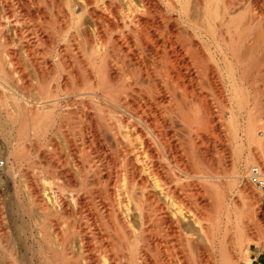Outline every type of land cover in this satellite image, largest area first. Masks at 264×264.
<instances>
[{"label":"bare ground","instance_id":"obj_1","mask_svg":"<svg viewBox=\"0 0 264 264\" xmlns=\"http://www.w3.org/2000/svg\"><path fill=\"white\" fill-rule=\"evenodd\" d=\"M1 118L15 149L0 142V198L5 176L51 244L41 264H254L264 250V0H0ZM24 149L63 160L65 198L17 182ZM229 149L245 179L234 213ZM1 224L0 264H35Z\"/></svg>","mask_w":264,"mask_h":264},{"label":"rangeland","instance_id":"obj_2","mask_svg":"<svg viewBox=\"0 0 264 264\" xmlns=\"http://www.w3.org/2000/svg\"><path fill=\"white\" fill-rule=\"evenodd\" d=\"M10 100V99H8ZM11 106V104H10ZM0 124V142H8V145L11 144V148L15 149L13 144L14 132L11 133L10 128L12 127L11 123L5 121L1 118ZM42 151H33V150H19L16 157L12 156L10 158V163L12 166V176L16 178L19 183L22 179L21 171L28 172L29 177L32 180V184L35 185H44L45 193L44 197L49 202L48 197L50 196V190L47 188L45 181L50 180L53 184L54 189L61 194V197H66L67 194L63 193L61 190L63 187L62 177L58 173L63 167V160L58 159L57 155L50 153L49 155H44ZM7 155L6 149H0V156L5 157ZM46 156V157H45ZM242 159H238L232 149H229L226 153L224 160L225 168V184H224V193L227 197L229 207L231 208L232 213L237 211L235 207L236 199L239 198V193L245 185V179L238 177V171L242 167ZM252 164V163H251ZM52 165H56V176L52 177L51 170L53 169ZM72 174L77 176V172L73 165L69 162ZM1 198H0V227L2 213L8 218L9 221V238L14 242L18 243V246L22 252H26L28 255H31L34 259L35 264H41L42 253H49L51 251V244L44 243L41 239L42 234L37 228L35 221L31 218L18 204L14 201L13 193L9 188V181L4 176L3 185H1ZM4 189V190H3ZM67 189H65L66 191ZM50 203V202H49ZM72 205V202H70ZM4 230V229H2ZM50 240L52 239L49 236ZM1 251V245H0ZM254 264H264V250L259 253L258 258L254 260Z\"/></svg>","mask_w":264,"mask_h":264},{"label":"built area","instance_id":"obj_3","mask_svg":"<svg viewBox=\"0 0 264 264\" xmlns=\"http://www.w3.org/2000/svg\"><path fill=\"white\" fill-rule=\"evenodd\" d=\"M255 178L253 177V180H254Z\"/></svg>","mask_w":264,"mask_h":264}]
</instances>
